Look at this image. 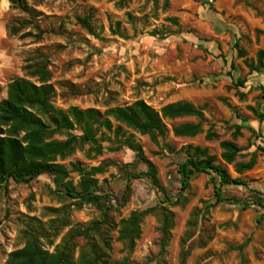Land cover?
<instances>
[{
  "label": "rangeland",
  "instance_id": "rangeland-1",
  "mask_svg": "<svg viewBox=\"0 0 264 264\" xmlns=\"http://www.w3.org/2000/svg\"><path fill=\"white\" fill-rule=\"evenodd\" d=\"M26 1L42 14L35 20L43 30L39 42L8 35L7 24L24 15L11 9L10 0H0L1 98L6 97L7 85L14 79L35 81L27 76L25 58L32 50L41 49L49 59V83L55 87L53 101L58 109L77 106L104 112L142 99L156 110L187 102L202 112V117L166 119L168 130L158 144L125 128L156 166L169 196L175 201L183 195L185 200L179 204L171 205L164 193L153 187L145 175L146 166L138 163L128 148L94 157L86 145L58 161L69 170L70 163L77 161L88 169L102 163L107 166V172L96 178L101 183L107 180L120 198L109 205L113 225L101 227L109 247L94 231L89 232V242L104 264H264V220L258 223L264 210L242 203L216 204L215 188L220 179L215 174H196L190 188L181 191L174 153L188 145L207 148L233 179L247 184L223 187L226 198L247 201L253 190L264 196L263 125L247 109L251 106L264 112V71L250 74L246 65L264 50V0H168V8H164L165 0ZM79 17H90L99 38L78 24ZM170 18L177 19L179 26L169 22ZM118 21L128 38L112 35L111 26ZM154 31L166 38L152 36ZM238 79L246 80L244 88L236 87ZM185 123L199 125L200 131L175 135L173 129ZM236 126L241 127L235 143L242 153L228 165L221 158L220 143L233 140ZM208 134L213 137L209 139ZM253 156L254 167L238 174L235 164L248 163ZM70 179L74 185L80 180L76 173L70 174ZM73 204L54 192L47 175L29 184L1 185L0 264H7L10 254L26 245L29 231L38 234L42 248L51 254L71 230L86 231L101 220L95 207L77 209ZM161 207L174 214L164 252ZM151 209L154 211L144 215L140 237L130 248L119 237L121 222L133 213ZM73 242L77 244L74 264L82 263L81 254L93 257L94 249L86 238L77 237Z\"/></svg>",
  "mask_w": 264,
  "mask_h": 264
},
{
  "label": "trees",
  "instance_id": "trees-1",
  "mask_svg": "<svg viewBox=\"0 0 264 264\" xmlns=\"http://www.w3.org/2000/svg\"><path fill=\"white\" fill-rule=\"evenodd\" d=\"M156 2L157 0H153ZM11 9L17 11L24 17L16 18L6 26L10 37L19 39H32L39 42L43 36L36 18L41 12L30 6L26 0H10ZM169 2L165 0L164 8H168ZM175 26H179L175 18L168 19ZM78 24L89 34L99 38L95 32L90 17L77 19ZM112 35L121 38H128L121 30V22L118 21L111 26ZM154 37L161 36L154 31ZM25 71L27 76L35 81L26 78L14 79L7 85L6 97L1 98L4 89L0 85V186L7 187L11 182L15 184H29L41 176L47 175L52 180L54 192L71 199L74 207L82 209L90 205L99 210L102 214L100 221L94 222L87 230H71L62 243L57 246L53 253L42 248L37 233L29 231L26 245L13 251L7 264H74L73 253L77 246L73 242L77 237L87 239V245L93 250V257L86 258L81 254V264L105 263L95 245L89 240L92 236L89 232L94 231L108 248L101 227L102 224L113 225L109 222V213L112 201H120V198L112 191L107 180L101 183L97 175L107 172L105 163L93 166L90 169L83 166L79 161L70 163V170L58 163L71 157L78 149L89 146V151L94 157L103 155L106 151L118 152L128 148L135 154V160L144 164L147 168L146 177L154 188L164 193L166 200L171 205L179 204L185 200L183 195L177 199L169 196L160 183L158 171L154 163L149 160L142 146L135 140L133 134L126 131L132 130L143 136H149L155 144L167 133L166 119L174 120L186 116L202 117L200 109L187 102L172 103L156 110L146 101L139 99L131 105L109 107L104 112L96 109L82 110L77 106H71L67 110L58 109L54 105L55 87L49 83L51 74L49 71V59L41 49L32 50L25 58ZM250 74L264 71V50L257 52L255 61L246 62ZM246 80L238 79L237 88H244ZM264 94V85L261 87ZM244 96V94H241ZM247 109L260 121L264 122V112L257 108L248 106ZM241 130L236 126L233 140H225L220 143L222 149L221 158L228 164H234L241 155L242 149L235 143ZM177 136H190L200 131L199 125L185 123L173 129ZM58 136L62 139L58 140ZM211 136L208 134V138ZM105 143L110 144L105 146ZM264 153V149L262 150ZM177 156V174L181 191L190 188V182L196 174H215L220 179V184L215 188L216 204L221 203H242L244 207L257 205L264 210V196L257 190H253V196L249 200L238 198H226L223 194V187L234 184L247 186L240 178L233 179L228 170L218 163L217 157L212 155L207 148L188 145L174 152ZM255 156L248 163L235 164L236 172L242 174L254 167ZM128 167V164L125 166ZM78 174L80 180L74 185L70 174ZM127 177H133L130 172H125ZM138 178V176H136ZM174 201V202H173ZM161 251L164 252L171 238L174 214L168 207H161ZM154 210L133 213L127 220L121 222L119 237L126 244L133 248L135 241L140 237V223L144 215ZM197 213H195L196 215ZM264 220V214L258 223ZM67 225V224H66ZM187 252L184 253V256ZM85 257V258H84Z\"/></svg>",
  "mask_w": 264,
  "mask_h": 264
},
{
  "label": "crops",
  "instance_id": "crops-1",
  "mask_svg": "<svg viewBox=\"0 0 264 264\" xmlns=\"http://www.w3.org/2000/svg\"><path fill=\"white\" fill-rule=\"evenodd\" d=\"M262 125H263V126H261V128H262V129H263V131H264V122L262 123Z\"/></svg>",
  "mask_w": 264,
  "mask_h": 264
}]
</instances>
